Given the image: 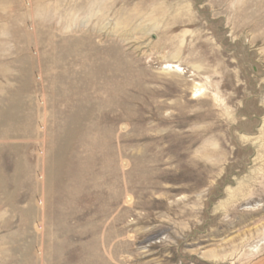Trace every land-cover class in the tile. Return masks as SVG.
Segmentation results:
<instances>
[{
	"label": "rangeland",
	"instance_id": "rangeland-1",
	"mask_svg": "<svg viewBox=\"0 0 264 264\" xmlns=\"http://www.w3.org/2000/svg\"><path fill=\"white\" fill-rule=\"evenodd\" d=\"M0 264H264V0H0Z\"/></svg>",
	"mask_w": 264,
	"mask_h": 264
},
{
	"label": "bare ground",
	"instance_id": "bare-ground-1",
	"mask_svg": "<svg viewBox=\"0 0 264 264\" xmlns=\"http://www.w3.org/2000/svg\"><path fill=\"white\" fill-rule=\"evenodd\" d=\"M170 70V69H169Z\"/></svg>",
	"mask_w": 264,
	"mask_h": 264
}]
</instances>
